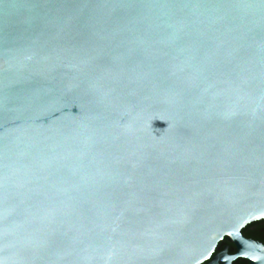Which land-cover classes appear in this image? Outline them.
<instances>
[{
  "label": "water",
  "instance_id": "95a60500",
  "mask_svg": "<svg viewBox=\"0 0 264 264\" xmlns=\"http://www.w3.org/2000/svg\"><path fill=\"white\" fill-rule=\"evenodd\" d=\"M264 0H0V264H264Z\"/></svg>",
  "mask_w": 264,
  "mask_h": 264
},
{
  "label": "flooded vegetation",
  "instance_id": "af4514ba",
  "mask_svg": "<svg viewBox=\"0 0 264 264\" xmlns=\"http://www.w3.org/2000/svg\"><path fill=\"white\" fill-rule=\"evenodd\" d=\"M241 236L244 240L259 244L264 248V220L251 223L244 227L241 230ZM225 252H227L228 257H233L238 253L237 246L228 238H225L218 244L211 259L204 264H211L218 256ZM219 264L223 263L220 262ZM231 264H250V262L242 258H237Z\"/></svg>",
  "mask_w": 264,
  "mask_h": 264
}]
</instances>
